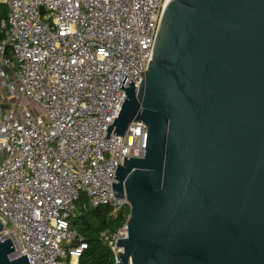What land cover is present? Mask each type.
<instances>
[{
	"label": "water",
	"instance_id": "95a60500",
	"mask_svg": "<svg viewBox=\"0 0 264 264\" xmlns=\"http://www.w3.org/2000/svg\"><path fill=\"white\" fill-rule=\"evenodd\" d=\"M140 74L105 137L147 126L113 183L120 264H264V0H170ZM14 253L0 239V264H30Z\"/></svg>",
	"mask_w": 264,
	"mask_h": 264
},
{
	"label": "built area",
	"instance_id": "2783aa9c",
	"mask_svg": "<svg viewBox=\"0 0 264 264\" xmlns=\"http://www.w3.org/2000/svg\"><path fill=\"white\" fill-rule=\"evenodd\" d=\"M169 3L0 0V239L12 241L11 259L78 264L88 249L71 226L81 198L82 210L105 206L112 217L130 207L113 183L124 157L144 158L147 126L105 137L127 98L124 77L139 88L149 69ZM127 238V222L102 234L113 264Z\"/></svg>",
	"mask_w": 264,
	"mask_h": 264
},
{
	"label": "trees",
	"instance_id": "16d2710c",
	"mask_svg": "<svg viewBox=\"0 0 264 264\" xmlns=\"http://www.w3.org/2000/svg\"><path fill=\"white\" fill-rule=\"evenodd\" d=\"M6 17L7 9L0 4V25ZM84 202H86V198L82 197L79 202V213L71 220L72 229L82 235L88 243V249L78 264H113V254L109 246L104 243L102 234L118 231L127 222L130 207L127 206L117 217H112L110 208L105 206L82 210Z\"/></svg>",
	"mask_w": 264,
	"mask_h": 264
},
{
	"label": "rangeland",
	"instance_id": "374dc122",
	"mask_svg": "<svg viewBox=\"0 0 264 264\" xmlns=\"http://www.w3.org/2000/svg\"><path fill=\"white\" fill-rule=\"evenodd\" d=\"M28 103H29V106H30V108L33 110V111H39V108H38V106L35 104V103H33V102H29L28 101Z\"/></svg>",
	"mask_w": 264,
	"mask_h": 264
}]
</instances>
